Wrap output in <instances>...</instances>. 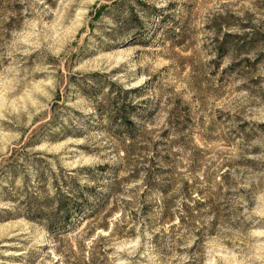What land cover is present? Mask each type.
Wrapping results in <instances>:
<instances>
[{
    "label": "rangeland",
    "instance_id": "obj_1",
    "mask_svg": "<svg viewBox=\"0 0 264 264\" xmlns=\"http://www.w3.org/2000/svg\"><path fill=\"white\" fill-rule=\"evenodd\" d=\"M0 264H264V0H0Z\"/></svg>",
    "mask_w": 264,
    "mask_h": 264
},
{
    "label": "trees",
    "instance_id": "obj_2",
    "mask_svg": "<svg viewBox=\"0 0 264 264\" xmlns=\"http://www.w3.org/2000/svg\"><path fill=\"white\" fill-rule=\"evenodd\" d=\"M239 36V35H238ZM245 36V34L243 35ZM127 93V92H125ZM114 110L112 112V114L109 115L108 119L109 120H112V119H115L117 118V120L121 121V123H123L124 125H127V126H130L133 124V121L132 119L130 118L129 116V113L128 110H126V106H125V103L123 102H115L114 104ZM129 106H133V104L131 103H128ZM60 201V202H59ZM57 213H53L54 215L48 219V223L49 224H54L55 222H60L61 224L62 223H67L68 221H70L71 219V215L72 213L75 211V216H79L81 215V210H79V208H74L73 206H69V207H66V204L64 205L61 200H58L57 201ZM56 214H60L61 216L59 218L56 217ZM26 217L27 218H33L35 219L33 216H31L30 214H26ZM119 218L113 223L114 225L117 224V222H119ZM103 228H108V226L106 225H103L102 226ZM113 233V229L110 230V233Z\"/></svg>",
    "mask_w": 264,
    "mask_h": 264
}]
</instances>
